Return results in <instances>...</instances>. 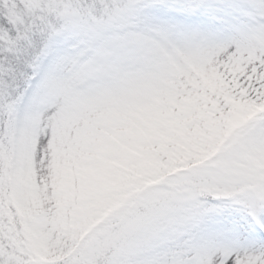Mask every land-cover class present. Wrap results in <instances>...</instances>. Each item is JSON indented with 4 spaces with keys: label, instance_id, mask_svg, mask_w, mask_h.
<instances>
[{
    "label": "snow or ice",
    "instance_id": "obj_1",
    "mask_svg": "<svg viewBox=\"0 0 264 264\" xmlns=\"http://www.w3.org/2000/svg\"><path fill=\"white\" fill-rule=\"evenodd\" d=\"M0 264H264V0H0Z\"/></svg>",
    "mask_w": 264,
    "mask_h": 264
}]
</instances>
